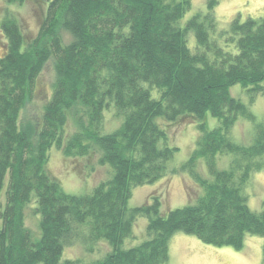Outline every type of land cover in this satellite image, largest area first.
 Instances as JSON below:
<instances>
[{"label": "trees", "instance_id": "trees-1", "mask_svg": "<svg viewBox=\"0 0 264 264\" xmlns=\"http://www.w3.org/2000/svg\"><path fill=\"white\" fill-rule=\"evenodd\" d=\"M44 2L32 40L12 16L0 20V264H167L176 232L235 250L247 236L264 237V209L251 210L243 193L264 170V121L249 109L264 96V18H235L219 28L212 14L219 0H207L205 13L186 20L192 0ZM50 60L51 94L29 136L20 114ZM234 86L247 104L232 96ZM106 114L117 122L111 130ZM185 119L196 123L198 138L175 168L179 150L164 126ZM240 119L252 124L248 144L231 138ZM52 149L74 158L96 154L112 175L89 194H68L46 172ZM226 156L229 165L220 168ZM179 174L200 190L194 197L186 186V206L162 214L154 196L151 204L127 207L134 188ZM30 203L37 234L24 222ZM138 217L147 219V239L123 249ZM101 241L110 249L101 258H63L74 243L91 252Z\"/></svg>", "mask_w": 264, "mask_h": 264}, {"label": "rangeland", "instance_id": "rangeland-1", "mask_svg": "<svg viewBox=\"0 0 264 264\" xmlns=\"http://www.w3.org/2000/svg\"><path fill=\"white\" fill-rule=\"evenodd\" d=\"M206 2L207 0H192V9L184 17V20L197 12L205 13ZM46 9L44 0H26L22 5L0 0V20L6 15L12 16L20 24L26 38L32 40L37 36L45 19ZM212 14L217 20L219 28L228 27L235 18H238L240 22H244L248 18H264V0H219L218 5L212 10ZM61 34H63L64 42H67L69 36L66 33ZM3 43L4 39L0 34V55L3 53ZM54 79V64L50 60L44 65L35 83L32 98L26 102L20 114V125L26 128L29 136L34 135L43 106L51 94ZM230 93L245 104L249 101L239 86L232 87ZM249 109L258 121H264V96L257 95ZM104 122L105 130H111L117 124L111 114L105 115ZM195 124L193 120L185 119L179 123L164 126L169 134L171 144L179 150L174 157L172 167L178 168L190 157L198 138ZM209 126L216 127L217 121L210 118ZM71 132H74V129ZM252 133V124L240 119L232 128L231 138L235 142L248 144ZM229 162L230 157H220L218 166L227 168ZM108 168L98 164V155L96 154L74 158L64 155L63 151L57 149H52L49 152L46 164L48 175L55 178L66 193L72 195L89 194L97 184L110 178L112 170L109 168L110 174ZM197 170L206 174L205 167L201 163ZM187 185H190L194 197L200 193L191 177L189 178L185 174L167 176L152 185L136 187L132 190L127 207L135 208L151 204L152 198L157 196L161 204L160 212L166 214L170 210L188 204ZM243 193L248 199V206L251 210L261 211L264 209V170L251 176ZM24 215L25 226L32 233L37 234L39 230L38 217L32 210V203L25 207ZM146 226L147 219L138 217L133 224L132 237L124 240L122 248L128 249L146 240ZM168 248L169 261L167 264H264V237L247 236L244 247L241 250H235L231 247L207 245L195 236L176 232L170 237ZM93 249L91 252H87L80 242L74 243L64 249L63 258L87 263L101 258L104 253L110 250L107 244L102 241L94 244Z\"/></svg>", "mask_w": 264, "mask_h": 264}]
</instances>
